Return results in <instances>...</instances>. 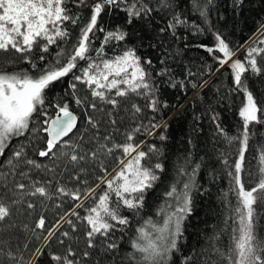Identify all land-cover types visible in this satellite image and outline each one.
Listing matches in <instances>:
<instances>
[{
    "label": "snow or ice",
    "instance_id": "snow-or-ice-1",
    "mask_svg": "<svg viewBox=\"0 0 264 264\" xmlns=\"http://www.w3.org/2000/svg\"><path fill=\"white\" fill-rule=\"evenodd\" d=\"M188 3L194 14L199 15L205 24L210 23L209 6L214 4V0H188ZM233 3L235 7H239L243 0H233ZM121 4L125 5L127 24H132L136 19L144 20L154 11L160 10L173 13L167 25V30L173 35L177 26L188 23L186 18H182L174 11L177 7L175 0H156V5H152L151 0L147 3L145 0H93L91 4L88 0H0V52L13 51L21 54L37 73L32 75L27 69L8 71L0 67V156L4 155L13 138L22 137L29 131H42L47 138L44 147L36 154L52 162L49 167L35 159H29L24 145L12 152V157L6 162L9 166L8 172L0 171V232H12L18 227L12 222V217L21 207L25 212L36 208V204L31 202L30 198L53 200L66 196L74 201H80L82 197L87 198L95 193L94 188L81 193L79 190H68L62 185L57 179L58 175H62L57 172V161L61 163L67 161L65 168L70 165L76 167L79 172H85L84 164L98 161L102 154L110 155L115 149H120L125 157L132 158L127 160V163L120 160L119 163L123 167L112 179L101 178L107 190L96 197L95 205L87 209L84 217H80L75 210L65 214L76 217L87 226L84 235L88 250L83 251L84 258L91 255L90 250L97 248L105 253H115L120 246L111 239V234L118 229L123 231L130 223L127 216L120 214L121 208L127 209L134 216L139 215L144 208L147 193L160 180L159 173L164 171L163 163H142L150 153L156 157L162 155L159 149L153 145L150 147V153H146L142 150L138 151L140 145L131 142L135 133L141 130L140 127L126 134V143L109 146L112 140L111 134L105 132L101 135L100 132L103 117L96 119L88 115L85 109L87 126L81 133L78 127L80 117L71 110L67 102L55 105L57 111L53 118H48L45 109L46 90H51L64 77L73 73L77 68L78 60H91L90 46L95 33L104 31L99 26L102 13L112 7L119 8ZM69 5L88 8L90 15L86 22L81 23V14L73 12ZM69 24L78 26V34L72 44H68L72 37L67 27ZM194 26L198 32H203L199 25ZM260 27L264 28V24ZM164 31L165 28L160 29L161 33ZM129 35L123 28L118 27L107 32L104 44L124 41ZM214 35V46L201 45V47H205L209 54L218 53L213 58L221 68L228 65L236 90L242 92L245 97V102L238 113L242 119L239 134L228 136L224 129L218 126L219 134L228 144L234 141L240 144L238 158L232 165H228L226 156L223 157L225 167H230L231 170L227 172L230 187L227 191H222L220 196L225 210L223 220L225 229L221 232L231 228L229 234L231 243L227 251L217 247L219 234L214 233L208 238L210 246L204 250V253L198 255L193 250L192 254L183 258L182 264H201V261L203 264H264V240L257 237L260 210H264V146H261L256 156L258 161L256 176L253 177L252 173L246 172L245 169V153L253 135L250 126L264 125V90H257L260 97L258 102L257 96L249 88L246 80L256 76L264 78V67L257 62V55H264V47H249L246 49L247 55L244 60L234 59L235 52L225 39L219 33ZM259 43L264 44V40H260ZM53 45L57 49L55 56L38 66L32 60L31 53L38 49L41 53L38 60L46 61L45 54L51 55L49 50ZM102 52L103 48L97 51V55H101ZM144 63L151 66L152 61L147 60ZM167 71L162 69L157 74L163 76ZM245 73H250L251 76L245 77ZM73 79L91 89L92 97L111 106L112 111L103 115L107 117V123L115 131H119L114 116V112L118 114L122 103L119 98H126L130 94H143L148 100L147 106L154 112L158 111L157 89L150 82L149 73L136 54L135 47L126 48L114 59L89 63L88 67L82 70V75H74ZM124 85L127 87H123ZM71 89L75 94L76 83L71 84ZM113 90L114 95H108ZM74 102L81 107L85 104V101L79 97H74ZM87 107L94 112L98 110L96 102H90ZM141 111L139 106L132 105L133 115ZM37 116L44 117L42 120L44 127L30 128V125L36 123L34 118ZM151 127L159 128L161 125L152 124ZM74 135L77 137L75 141L72 139ZM160 139L164 140L166 137L161 135ZM133 153L135 155H132ZM200 167V163H192L190 155L184 158L183 163L176 165L169 190L163 194L165 196L163 205L158 209V213L163 214V221L157 224L149 219L146 224L150 225L151 230L145 226L137 229L136 237L131 240L133 251L126 257L131 264H168L173 252L179 251L178 242L183 236V222L192 212L193 192L197 190L195 177ZM104 171L107 172V169ZM41 173L43 178H36ZM209 177L215 180L211 172ZM72 179L79 181L80 177L77 175ZM230 196L232 199L229 198ZM76 207L82 205L77 204ZM59 220L71 225L72 231H76L77 226L71 218L66 219L65 216H61ZM230 220L231 225L228 223ZM23 227L27 229L28 226L25 224ZM60 227L62 225L58 221L55 228H46V219L40 215L33 231L42 229L46 232L43 236L48 242L44 245L46 249L50 247L53 239H57L56 233ZM61 235L69 240L72 238L68 231L62 232ZM58 243L64 245L65 242L63 239H58ZM23 247L27 248L28 245L25 244ZM65 248L63 254L53 252L51 260L56 264H79L77 252L68 245H65ZM209 253H214L216 259L213 260ZM0 254L5 258L0 264H5V261L8 264H21L23 259L22 256L17 258L16 249L10 239H0ZM35 254L44 253L41 248H36ZM27 264H31V260Z\"/></svg>",
    "mask_w": 264,
    "mask_h": 264
},
{
    "label": "trees",
    "instance_id": "trees-1",
    "mask_svg": "<svg viewBox=\"0 0 264 264\" xmlns=\"http://www.w3.org/2000/svg\"><path fill=\"white\" fill-rule=\"evenodd\" d=\"M92 2L93 0H88L89 4ZM145 2L147 3L149 0H145ZM175 3L177 7L174 11L179 13L182 18H186L188 23L177 26L174 35L170 30H167L168 22L173 14L168 10L154 11L144 20L136 19L132 24H127L124 4H121L119 8L107 9L102 13L99 21V26L104 31H96L90 46L92 49L89 54L91 60H78L77 68L73 70V73L64 77L51 90H46L45 109L48 118L55 115L57 103L67 102L70 108L75 109L80 116L78 127L81 133L87 126L85 123V109H87L88 115H92L96 119L103 117L100 132L101 135H104L105 132L111 134L112 140L109 146L126 143V134L133 132L136 127H140L141 130L135 133L134 139L131 141L137 145L144 141L138 151L150 153V147L153 145L159 149L162 155L156 157L150 153L149 157L142 161L145 164L161 162L164 165V171L159 173L160 180L145 197L143 210L139 215L134 216L127 209L121 208L120 214L127 216L130 223L123 231L118 229L111 234V239L120 246L115 253H105L97 248L90 250L91 255L84 258L82 253L88 250L84 235L87 226L76 217H69L65 214H70L75 210L80 217H84L87 214V209L95 205L96 197L107 190L106 184L101 182V178L108 176L107 179H112L123 167L119 163L120 160L127 163V160L132 157H125L122 150L115 149L110 155L102 154L98 161L84 164L85 172H79L76 167L70 165L65 168L64 165L67 161L63 163L57 161V172L62 173L57 176V179L62 185L68 190H79L81 193L87 192L89 188H94L95 193L87 198L82 197L80 201H74L71 197L66 196L53 200H42L39 197L30 198L31 202L36 204V208L25 212L21 207L12 217V222L18 227L12 232H0V239L11 240L12 246L16 249L17 258L22 256L21 264H27L29 260H31V264H56L51 260V254L53 252L65 253V245L77 252L79 264H131L126 259L128 253L133 251L131 240L136 237L137 229L141 226L151 230L150 225L146 224L149 219L157 224L162 223L164 217L162 213H158V209L165 200L163 194L169 190L176 165L183 163L184 158L189 155L193 164H201L195 177L197 190L193 192L192 212L183 222V236L178 242L179 251L173 252L168 264H182L183 258L192 254L193 250L198 255L204 253V250L210 246L208 238L214 233L219 234V239L216 242L217 247L227 251L231 243L229 239L231 228L221 232L222 229H225L223 223L225 210L220 196L222 191H227L230 187V178L227 172L231 168L225 167L223 157L226 156L228 165H232L238 158L240 144L235 141L228 144L219 134L218 126L223 128L228 136L239 134L242 128V119L238 113L245 102V97L242 92L236 90L228 65L221 68L213 58L218 53L209 54L206 48L201 45L214 46V34L219 33L236 53V59L241 60L246 57V49L249 47H264V44L259 43L260 40H264V35H262L264 28L260 27L264 24V0H243L239 7L234 6L233 0H214V4L209 6L208 19L210 23L208 24H205L199 15L194 14L188 0H175ZM151 4L156 5V0H151ZM69 7L73 12L81 14V23L86 22L90 15L88 8L74 5H69ZM194 25H199L203 32H198ZM67 27L72 33L68 44H72L78 34V26L69 24ZM118 27L130 34L128 38L124 41H112L104 44L107 32ZM161 28H165L166 31L161 33ZM62 47L66 48L68 45H62ZM129 47H135L136 54L141 58V63L149 73V80L157 89L156 97L159 100V105L158 111L154 112L147 106L148 100L143 94H130L126 98H119L122 101L120 110L118 114L114 112L117 119L116 128L119 131H115L107 123V117L103 115L112 111L111 106L92 97L91 89L80 81H75L73 76L82 75V70L88 67L89 63L114 59ZM101 48H103V52L98 56L97 51ZM49 51L51 55L45 54L46 61L38 60V56L41 54L38 49L31 53V58L38 66L42 65L55 56L56 46L53 45ZM147 60L152 61L151 66L144 63ZM257 62L264 67V55H257ZM0 67L8 71L27 69L32 75L37 74L36 69H32L21 54L13 51L0 52ZM162 69L168 71L163 76L158 75L157 73ZM250 76V73H245V77ZM72 83H76L75 94L71 89ZM246 83L253 90L259 102L260 97L257 90H264V78L251 77L246 80ZM108 95H114V90ZM74 97L83 99L84 106L75 104ZM90 102L97 103V111L94 112L87 107ZM133 104L139 106L142 111L133 115ZM34 119L36 123L30 125V128L44 127L42 124L44 117L37 116ZM152 124H158L161 127L152 128ZM250 132L253 135L245 153V169L255 177L258 170L256 156L261 146H264V125L250 126ZM161 135L166 139L161 140ZM46 138V134L42 131H29L22 137L13 138L8 148L5 149L4 155L0 156V171L8 172L9 166L6 162L12 157V152L21 145H24L29 159H35L51 167V160L38 157L36 154L44 147ZM76 138L75 135L72 137L74 141ZM104 169H107V172ZM189 171H191V167H189ZM209 172L215 176V180L209 177ZM77 175L80 177L79 181L72 179ZM36 178H43V173ZM17 179L19 178L17 177ZM245 179L247 180V176ZM247 186L248 184H246ZM229 198L232 199L231 196ZM113 201H115V197H113ZM77 204H81L82 207H76ZM40 215L46 219V228H55L58 221L62 225L56 233L57 239H53L50 247L46 249L44 245L48 242L43 239L46 232L42 229L33 231ZM61 216H65L66 219L71 218L77 226L76 231H72L71 225L60 221ZM228 223L231 225L232 221L230 220ZM25 224L28 226L27 229L23 227ZM64 231L70 232L71 240L62 237L61 233ZM257 237L264 240V210H260ZM58 239H63L64 245L58 243ZM25 244L28 245L27 248L23 247ZM36 248H41L44 254L34 255ZM209 255L213 260L216 259L214 253H209ZM4 260V256L0 254V261ZM5 264L8 262L5 261Z\"/></svg>",
    "mask_w": 264,
    "mask_h": 264
},
{
    "label": "water",
    "instance_id": "water-1",
    "mask_svg": "<svg viewBox=\"0 0 264 264\" xmlns=\"http://www.w3.org/2000/svg\"><path fill=\"white\" fill-rule=\"evenodd\" d=\"M71 110H73L74 113H75L77 116H79L78 112H77L75 109H72V108H71ZM54 116H55V115H54ZM54 116H53V117H54ZM53 117H52V118H53ZM79 117H80V116H79ZM143 142H144V141H143ZM143 142H142V143H143ZM142 143H141L140 145H142ZM119 166H120V164H119ZM107 177H108V176H107ZM107 177H106V178H107Z\"/></svg>",
    "mask_w": 264,
    "mask_h": 264
},
{
    "label": "rangeland",
    "instance_id": "rangeland-1",
    "mask_svg": "<svg viewBox=\"0 0 264 264\" xmlns=\"http://www.w3.org/2000/svg\"><path fill=\"white\" fill-rule=\"evenodd\" d=\"M236 54V53H235ZM234 59H236V57H234ZM123 87H127L126 85H124Z\"/></svg>",
    "mask_w": 264,
    "mask_h": 264
}]
</instances>
